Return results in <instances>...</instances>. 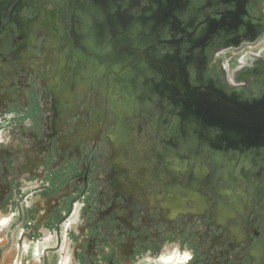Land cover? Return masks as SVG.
Instances as JSON below:
<instances>
[{
  "label": "flooded vegetation",
  "instance_id": "af4514ba",
  "mask_svg": "<svg viewBox=\"0 0 264 264\" xmlns=\"http://www.w3.org/2000/svg\"><path fill=\"white\" fill-rule=\"evenodd\" d=\"M264 0H0L3 264H264Z\"/></svg>",
  "mask_w": 264,
  "mask_h": 264
},
{
  "label": "water",
  "instance_id": "95a60500",
  "mask_svg": "<svg viewBox=\"0 0 264 264\" xmlns=\"http://www.w3.org/2000/svg\"><path fill=\"white\" fill-rule=\"evenodd\" d=\"M212 119L223 133L236 132L243 142H264V96L252 104L239 103L234 98H220Z\"/></svg>",
  "mask_w": 264,
  "mask_h": 264
},
{
  "label": "clouds",
  "instance_id": "9594fccd",
  "mask_svg": "<svg viewBox=\"0 0 264 264\" xmlns=\"http://www.w3.org/2000/svg\"><path fill=\"white\" fill-rule=\"evenodd\" d=\"M161 261H165V264H167V261L169 260H172L173 259V256H168V257H165V256H161L159 258ZM191 259V253L188 252V251H185L184 254H183V261H186V260H189ZM183 261H180L178 262V264H183ZM138 264H154V262H151V261H139Z\"/></svg>",
  "mask_w": 264,
  "mask_h": 264
},
{
  "label": "rangeland",
  "instance_id": "374dc122",
  "mask_svg": "<svg viewBox=\"0 0 264 264\" xmlns=\"http://www.w3.org/2000/svg\"><path fill=\"white\" fill-rule=\"evenodd\" d=\"M0 264H3L1 260H0Z\"/></svg>",
  "mask_w": 264,
  "mask_h": 264
}]
</instances>
